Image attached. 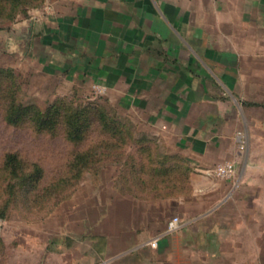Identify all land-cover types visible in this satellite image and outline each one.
Listing matches in <instances>:
<instances>
[{
    "label": "crops",
    "instance_id": "0c3cea01",
    "mask_svg": "<svg viewBox=\"0 0 264 264\" xmlns=\"http://www.w3.org/2000/svg\"><path fill=\"white\" fill-rule=\"evenodd\" d=\"M61 10L34 11L39 60L105 86L191 167L186 193L157 199L123 191L116 171L109 197L96 193L65 235L79 248L63 264H208L227 241L262 233L264 0H66ZM225 160L234 178L212 173Z\"/></svg>",
    "mask_w": 264,
    "mask_h": 264
},
{
    "label": "rangeland",
    "instance_id": "374dc122",
    "mask_svg": "<svg viewBox=\"0 0 264 264\" xmlns=\"http://www.w3.org/2000/svg\"><path fill=\"white\" fill-rule=\"evenodd\" d=\"M65 1L45 0L39 7L22 4L24 12L16 18H0V68L15 72L18 100L24 104H35L43 110L56 102H61L68 110L90 101L100 102L107 119L118 121L124 126V135L128 133L127 127L136 138L143 133L149 134L156 140V144L153 140L150 143L152 149L169 153L160 137L148 126L143 113L121 105L117 96L107 89L99 91L96 83L69 78L62 71H50L39 60L33 50L34 11L47 17L56 10L58 12V9L61 12ZM260 81L264 92V72ZM0 96V162L8 151L17 152L26 160L40 162L45 171L36 191L64 175L65 171H71L69 163L77 152L91 150L95 160L100 159L90 168H83L82 175H77V179L82 177L81 180L76 181L74 178L67 184L71 194L60 203L32 208L21 190L17 192L20 193L19 198L9 206V217L0 219V264H63L79 248L77 245H65V235L71 234L74 223L78 221L75 218L83 212L86 205H90L88 203L91 198H95L96 193L109 197L112 177L116 171L122 170L121 163L126 162L128 154L135 152V140L129 138L124 145L110 147L113 140L111 130L104 129L98 121L86 129V137L77 143L65 137V127L62 126H59L61 129L58 134L52 136L36 132L28 123L13 125L4 117V95ZM254 98L264 102V94ZM261 116L264 117V111ZM106 142L108 145L102 144ZM108 151H121L124 154L117 160V153L105 154ZM9 183L21 187L19 179L12 176L7 178L6 175L1 180V185L5 188ZM7 199L5 190L0 191V213ZM102 209H97L96 212H103ZM248 236L239 241H227L225 254L214 257L213 261L210 259L211 263L208 264H264V219L263 232H259L258 225V231L249 233ZM186 261L191 262L192 259L179 257V264H187Z\"/></svg>",
    "mask_w": 264,
    "mask_h": 264
},
{
    "label": "trees",
    "instance_id": "16d2710c",
    "mask_svg": "<svg viewBox=\"0 0 264 264\" xmlns=\"http://www.w3.org/2000/svg\"><path fill=\"white\" fill-rule=\"evenodd\" d=\"M44 1L0 0V18L14 19L24 12L22 4L39 7ZM17 92L18 84L15 72L0 68V94L4 95L5 101L4 117L10 124L20 126L28 123L36 132L49 133L52 136L57 135L61 129L59 126H62L65 127L63 130L65 137L77 143L86 137V129L93 122L98 121L104 129L111 130L113 140L109 144L110 147L124 145L129 138L135 140L133 144L136 147L134 152L136 155L129 153L126 162L121 163L122 170L118 171L117 180L123 191L149 199L174 196L188 191L191 167L187 159L179 153H161L152 149L150 143L153 140L156 144V140L149 134L143 133L139 138H136L127 127L128 133L124 135V126L118 121L107 119L105 109L103 110L100 102L90 101L83 106L80 105L69 110L61 102H56L43 110L35 104L20 102ZM102 144L108 145V142ZM112 152L117 153V160H120L124 154L121 151H108L105 154L110 155ZM119 157L121 158L118 159ZM93 158L94 153L91 150L77 152L69 163L71 171H65L64 175L44 184L36 191V187L44 176L45 170L42 164L38 161L26 160L20 157L17 152L8 151L0 162V191L5 190L8 196L3 205L4 209L0 213V219L9 217V206L14 203L13 200L19 198L20 193L17 192L21 190H23L24 196H27V201L32 208L47 206L50 203H60L71 194L67 189V184L72 179H77L78 174L81 176L84 172L83 168H90L100 160ZM6 175L7 178L12 176L14 179H19L21 187L9 183L3 188L1 180H4ZM43 202L47 204L45 205Z\"/></svg>",
    "mask_w": 264,
    "mask_h": 264
},
{
    "label": "built area",
    "instance_id": "2783aa9c",
    "mask_svg": "<svg viewBox=\"0 0 264 264\" xmlns=\"http://www.w3.org/2000/svg\"><path fill=\"white\" fill-rule=\"evenodd\" d=\"M96 88L99 91L104 92L106 87L101 85V84H97ZM212 173H214L216 176L221 177V178H234L236 176L237 173V168L235 163L232 160H225L223 162H220L218 164H216L212 169H211ZM180 218L178 216H174L170 219L169 223H168V230L169 231H175L180 227ZM149 244L152 247H157L158 246V238H154L152 240L149 241ZM102 264H110L108 262H103Z\"/></svg>",
    "mask_w": 264,
    "mask_h": 264
}]
</instances>
